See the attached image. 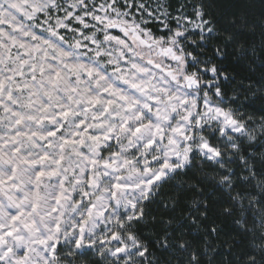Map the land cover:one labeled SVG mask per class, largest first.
<instances>
[{"label":"snow or ice","instance_id":"6c2138e0","mask_svg":"<svg viewBox=\"0 0 264 264\" xmlns=\"http://www.w3.org/2000/svg\"><path fill=\"white\" fill-rule=\"evenodd\" d=\"M0 264H264V0H0Z\"/></svg>","mask_w":264,"mask_h":264}]
</instances>
